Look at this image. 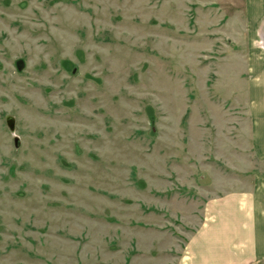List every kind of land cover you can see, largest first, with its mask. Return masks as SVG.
<instances>
[{"label": "rangeland", "instance_id": "rangeland-1", "mask_svg": "<svg viewBox=\"0 0 264 264\" xmlns=\"http://www.w3.org/2000/svg\"><path fill=\"white\" fill-rule=\"evenodd\" d=\"M243 8L0 0V264H174L264 176Z\"/></svg>", "mask_w": 264, "mask_h": 264}, {"label": "crops", "instance_id": "crops-1", "mask_svg": "<svg viewBox=\"0 0 264 264\" xmlns=\"http://www.w3.org/2000/svg\"><path fill=\"white\" fill-rule=\"evenodd\" d=\"M249 56L253 149L264 163V0H244ZM255 41L263 43L256 51ZM174 264H264V176L248 190L211 197Z\"/></svg>", "mask_w": 264, "mask_h": 264}]
</instances>
